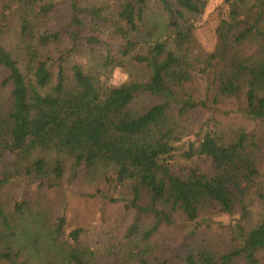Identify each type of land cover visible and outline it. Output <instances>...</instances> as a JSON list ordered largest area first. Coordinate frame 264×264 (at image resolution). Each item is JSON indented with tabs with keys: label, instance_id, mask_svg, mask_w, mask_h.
Segmentation results:
<instances>
[{
	"label": "trees",
	"instance_id": "trees-1",
	"mask_svg": "<svg viewBox=\"0 0 264 264\" xmlns=\"http://www.w3.org/2000/svg\"><path fill=\"white\" fill-rule=\"evenodd\" d=\"M207 1L65 0L63 22L51 17L59 0L2 1L0 264H35L48 246L67 264H100L64 208L52 217L24 192L1 195L24 180L54 188L66 165L103 177L94 194L133 214L119 237L106 231L105 264H264V134L231 120L264 122V0H223L212 50L198 54ZM88 54L85 68L77 59ZM116 69L128 75L119 85ZM194 158L208 169L177 166ZM212 214L232 216L223 240L210 223L200 231ZM178 219L190 231L158 250L155 237Z\"/></svg>",
	"mask_w": 264,
	"mask_h": 264
},
{
	"label": "rangeland",
	"instance_id": "rangeland-1",
	"mask_svg": "<svg viewBox=\"0 0 264 264\" xmlns=\"http://www.w3.org/2000/svg\"><path fill=\"white\" fill-rule=\"evenodd\" d=\"M3 0H0V7ZM99 1V0H91ZM223 0H208L203 14H201L197 20V38L198 47L197 53L204 54L212 50L213 46V27L214 18L212 12L216 11L217 7L222 4ZM65 0H59L58 6L51 14L54 21H64L67 19ZM152 18L157 22L159 31L158 38H164L166 35L164 29V16L152 9ZM212 14V17L210 16ZM77 61L81 62L85 68L94 65L95 58L91 55L80 56ZM128 78L127 73L121 69H116L110 78V83L119 85ZM5 93V88L0 89V97ZM220 116V114L217 113ZM193 123L190 125V131L187 135L193 133L195 129H198L204 119V113H197L193 115ZM226 123V118H221ZM229 121V119H227ZM236 124L243 122L244 126L253 129L258 133L264 134V122L252 123L246 120H240V118L231 117ZM48 158H52L54 153L45 154ZM178 167L193 168L196 167L200 170H207L209 163L203 158H194L192 160H179ZM103 169V168H101ZM100 169V170H101ZM261 179L264 180V163L261 164ZM103 177L98 180V177L91 178L85 174L83 170H78L75 175L69 170V165H66V170L63 178L59 181L58 185L54 188L49 186L39 185L38 182H31L24 180L22 183H10L1 188V195L6 197L7 200L18 199L19 196L25 193V197L29 198L35 206L39 209L45 207V212L49 216H56L61 208H64V214L67 219V227L71 229L76 226H81L86 230V238L84 244L91 246L95 251L96 257L100 264H105L107 260H110V256L106 255L107 252V236L106 231L111 230L119 237L122 234L128 223L131 222L133 214L125 210L122 205H113L104 201L96 192V186H103ZM232 216L224 214H212L200 219V228L202 232H205L204 225L210 223L211 229L209 233L212 238L222 239L221 234L224 232L219 225L225 224ZM178 223L172 229L164 230L161 234L155 237L157 241L158 250H169V248L177 247L184 235L190 231L188 223H183V220L178 219ZM182 221V222H181ZM208 231V230H207ZM202 235V234H201ZM165 240V241H164ZM223 240V239H222ZM157 250V251H158ZM35 264H45L48 262H54L57 264H67L64 258V254L58 252L48 246L46 250L35 255Z\"/></svg>",
	"mask_w": 264,
	"mask_h": 264
}]
</instances>
